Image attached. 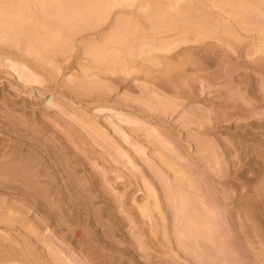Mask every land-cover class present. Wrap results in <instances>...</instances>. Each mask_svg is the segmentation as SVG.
Returning <instances> with one entry per match:
<instances>
[{"label":"rangeland","instance_id":"374dc122","mask_svg":"<svg viewBox=\"0 0 264 264\" xmlns=\"http://www.w3.org/2000/svg\"><path fill=\"white\" fill-rule=\"evenodd\" d=\"M0 264H264V0H0Z\"/></svg>","mask_w":264,"mask_h":264},{"label":"bare ground","instance_id":"6f19581e","mask_svg":"<svg viewBox=\"0 0 264 264\" xmlns=\"http://www.w3.org/2000/svg\"><path fill=\"white\" fill-rule=\"evenodd\" d=\"M116 37H117V36H116ZM10 61L12 62V60H10ZM14 63H15V62H14ZM16 63H18V62H16ZM10 64H11V63H10ZM13 65H14V66H12V68H14V69L16 70L17 67L15 68V66L18 65V64H16V65L13 64ZM18 66H20V63H19ZM22 67H23V66H22ZM24 68H25V67H24ZM14 69H13V71L15 72ZM26 69H27V68H26ZM49 103H50V102H49ZM50 104H51V103H50ZM246 146H247V145H246ZM243 147H244V146H243ZM245 148H246V147H245ZM8 157H9V156H8ZM21 159H22V158H21ZM22 160H23V159H22ZM19 161H20V160H19ZM11 166H12V165H11ZM14 168H15V167H14ZM14 168H13V169H14ZM16 168H17V167H16ZM11 170H12V169H11ZM14 170H15V169H14ZM8 172H9V171H8ZM17 172H18V171H17ZM23 172H24V171H23ZM6 174H7V173H6ZM9 174H10V172H9ZM20 174H22V172H21ZM16 175H17V174H16ZM18 175H19V174H18ZM22 175H24V174H22ZM11 176H12V173H11Z\"/></svg>","mask_w":264,"mask_h":264}]
</instances>
